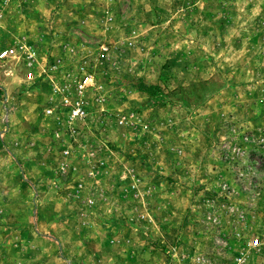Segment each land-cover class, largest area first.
Instances as JSON below:
<instances>
[{
  "label": "rangeland",
  "instance_id": "1",
  "mask_svg": "<svg viewBox=\"0 0 264 264\" xmlns=\"http://www.w3.org/2000/svg\"><path fill=\"white\" fill-rule=\"evenodd\" d=\"M20 45L0 264H264V0H0Z\"/></svg>",
  "mask_w": 264,
  "mask_h": 264
},
{
  "label": "built area",
  "instance_id": "2",
  "mask_svg": "<svg viewBox=\"0 0 264 264\" xmlns=\"http://www.w3.org/2000/svg\"><path fill=\"white\" fill-rule=\"evenodd\" d=\"M21 49H25L26 51V47L24 45H20L19 47L15 48V47H5L3 49L0 50V58H6V57H15L19 51ZM103 50H106V47H103ZM31 51L28 52V54L30 56H32V53H30ZM33 79V74L32 72H28L26 74V80H31ZM81 82L83 83V86L86 84H89L91 82V77L88 74L83 75V77H81ZM81 86V87H83ZM69 103L68 105V110L69 113L71 115V117H82L86 114V107H85V102L82 98H77L74 103L71 102H67ZM50 110H47V112H49ZM257 241H255L256 243Z\"/></svg>",
  "mask_w": 264,
  "mask_h": 264
},
{
  "label": "trees",
  "instance_id": "3",
  "mask_svg": "<svg viewBox=\"0 0 264 264\" xmlns=\"http://www.w3.org/2000/svg\"><path fill=\"white\" fill-rule=\"evenodd\" d=\"M139 89L143 92L148 93L150 96H157L161 90V87L158 84H146L141 82L139 84Z\"/></svg>",
  "mask_w": 264,
  "mask_h": 264
}]
</instances>
